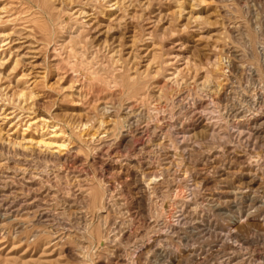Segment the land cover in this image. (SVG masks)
Returning <instances> with one entry per match:
<instances>
[{
    "label": "rangeland",
    "instance_id": "1",
    "mask_svg": "<svg viewBox=\"0 0 264 264\" xmlns=\"http://www.w3.org/2000/svg\"><path fill=\"white\" fill-rule=\"evenodd\" d=\"M49 138L60 158L36 147ZM227 161V178L193 187ZM248 163L264 179V0H0V205L38 198L0 215V264H264V224L227 248L230 219L207 197Z\"/></svg>",
    "mask_w": 264,
    "mask_h": 264
},
{
    "label": "bare ground",
    "instance_id": "2",
    "mask_svg": "<svg viewBox=\"0 0 264 264\" xmlns=\"http://www.w3.org/2000/svg\"><path fill=\"white\" fill-rule=\"evenodd\" d=\"M115 7V6H114ZM115 8H117V6L115 7ZM112 9V8H111ZM119 9V8H118ZM82 13V12H81ZM115 15H117V14H115ZM223 72V71H222ZM175 100V99H174ZM130 120V119H129ZM134 124V123H133ZM52 127H54V126H52ZM133 127V126H132ZM127 128V127H126ZM87 129V128H86ZM125 130V129H124ZM120 131V130H119ZM121 131H122V129H121ZM128 131V130H127ZM171 131V130H170ZM174 131V130H173ZM186 131V130H185ZM126 132V131H125ZM133 132H134V134L135 133H141V131H139L138 130V128L137 127H133ZM179 132V131H178ZM176 133V131H174V134ZM50 138L55 134V130H51L50 131ZM120 134V133H119ZM160 134V133H159ZM169 134H171V133H169ZM82 135V134H81ZM186 135V134H185ZM122 136V135H121ZM130 136V135H129ZM173 136V135H172ZM180 136V135H179ZM119 137V136H118ZM124 137V136H123ZM227 137V136H226ZM49 138V140H45V139H40V140H38L37 142H36V147H44V149L45 150H48V149H55L54 151H56V152H58V153H60V154H58V155H55V157H57V158H60V156L62 155V154H64L65 153V151L64 152H61L64 148H65V143H63V142H58V141H55V140H51ZM182 138V137H181ZM233 138H234V136H233ZM232 137H231V139H233ZM118 139V138H117ZM175 139V138H174ZM230 139V138H229ZM183 140V139H182ZM235 141H236V137H235ZM239 141V140H238ZM125 142H126V140H125ZM180 143V142H179ZM181 143H182V141H181ZM195 143V142H194ZM231 143V142H230ZM240 143V142H239ZM109 144V143H108ZM123 144H124V142H123ZM157 144V143H156ZM159 144V143H158ZM178 144V143H177ZM237 144V143H236ZM153 145V144H152ZM160 145V144H159ZM186 145V144H185ZM122 146V145H121ZM158 146V145H157ZM168 146V145H167ZM169 146H170V144H169ZM181 146V145H180ZM187 146V145H186ZM194 146V145H193ZM232 146V145H231ZM238 146V145H237ZM191 147V146H190ZM241 148V147H240ZM36 149V148H35ZM188 149H190V148H188ZM192 149V148H191ZM238 149V148H237ZM97 150V149H96ZM168 150H170V149H168ZM187 150V149H186ZM193 150V149H192ZM94 151V150H93ZM178 151V150H177ZM190 151V150H189ZM215 151V150H214ZM53 152V151H52ZM182 152H184V154H185V151H183L182 150ZM188 152V151H187ZM191 152H193V151H191ZM206 152H208V151H206ZM47 153V152H46ZM67 153H68V151H67ZM177 153V152H176ZM205 153V152H204ZM212 153H213V151H212ZM229 153V152H228ZM170 154V153H169ZM183 154V155H184ZM187 154V153H186ZM190 154V153H189ZM192 154V153H191ZM201 154V153H200ZM207 154H209V153H207ZM231 154V153H230ZM241 154V156L240 157H242V154L243 153H240ZM38 155V154H37ZM51 155H53V153L51 154ZM167 155V154H166ZM171 156H172V154H170ZM170 155H169V157H170ZM182 155V156H183ZM201 155H203V154H201ZM218 155V154H217ZM238 155V154H237ZM49 156V155H48ZM175 156V155H174ZM186 156V155H185ZM184 156V157H185ZM188 156V155H187ZM211 156V155H210ZM215 156V155H214ZM233 156V155H232ZM248 156V155H247ZM189 157H190V155H189ZM213 157V156H212ZM229 157H230V155H229ZM237 157V156H236ZM245 157V156H244ZM64 158V157H63ZM62 158V159H63ZM131 158H132V156H131ZM130 158V159H131ZM173 158H175V157H173ZM178 158V157H177ZM182 158V157H181ZM203 158V157H202ZM215 158V157H214ZM231 158H233V157H231ZM43 159V158H42ZM45 159V158H44ZM44 159H43V161H44ZM49 159V158H48ZM47 159V160H48ZM133 159V158H132ZM135 159V158H134ZM140 159V158H139ZM172 159V158H171ZM179 159V158H178ZM183 159V158H182ZM200 159H201V157H200ZM58 160V159H57ZM177 160V159H176ZM186 160V159H185ZM191 160V159H190ZM197 160V159H196ZM203 160H205V159H203ZM207 160H209L208 158H207ZM211 160V159H210ZM250 159H248V161H249ZM137 161V160H136ZM158 161V160H157ZM236 161V160H235ZM239 161V160H238ZM247 161V160H246ZM245 161V162H246ZM25 162V161H24ZM29 162V161H28ZM195 162V161H194ZM197 162V161H196ZM207 162V161H206ZM228 162L229 161H227V163L226 162H222L221 164H220V166H215V167H213V166H211V167H213V169L211 170V169H206V170H204L203 172H202V174L200 173V175L196 178V179H194V182H193V187L197 190V189H199L202 185L205 187V186H207V185H212V183L214 182V180H215V178H216V176H218V177H225V178H227L228 176H229V174H230V171H229V164H228ZM250 162V161H249ZM26 163V162H25ZM30 163V162H29ZM139 163V162H138ZM144 163V162H143ZM189 163H190V161H189ZM188 163V164H189ZM202 163V162H201ZM224 163H226V164H228L227 166H225V164ZM233 163V162H232ZM247 163V162H246ZM177 164V163H176ZM175 164V165H176ZM183 164V163H182ZM239 164V163H238ZM167 165V164H166ZM168 165H170L169 163H168ZM174 165V164H173ZM253 165V164H252ZM257 165V164H256ZM151 166V165H150ZM179 166V165H178ZM188 166V165H187ZM191 166H193V165H191ZM231 166V165H230ZM28 167V166H27ZM30 167V166H29ZM177 167V166H176ZM210 167V168H211ZM158 169L157 170H151V171H149V177H148V185H150V184H152L151 186H152V188L153 189H157L158 188V186L159 185H161V183H168L169 182V179H170V171H171V166H162V167H157ZM178 168V167H177ZM176 168V169H177ZM251 168H252V166H251V163H248V167H247V170H246V172H240V173H238V175H237V182H238V185H233V186H231V187H229L230 189H228V188H226V189H223V190H215V191H213L214 193L213 194H211L210 192V194H209V196H207L208 197V200H212L213 198H214V196L216 197V199L214 198L213 200H215V202H216V204H215V207H214V209L216 208L217 210H223V212L225 213V215L227 216V218L228 219H230V224L228 225V229L225 231V233H224V236H223V238L224 239H222V241H221V245H226V247L227 248H230L231 247V244H233V243H236V241L235 240H233V243H232V239L230 238L231 236H233L234 238H236L237 236H238V230H241L244 226H249V225H251L252 224V220H255V219H258L259 221H260V224H264V210H263V207H264V179H263V177H262V175L259 173H257V171H255V170H253V171H251ZM151 169V168H150ZM181 168H179V170H180ZM190 169V168H189ZM254 169H255V167H254ZM257 169V168H256ZM28 170V169H27ZM24 171V170H23ZM44 171V170H43ZM174 171V170H173ZM176 171V170H175ZM195 171V170H194ZM193 171V172H194ZM240 171V170H239ZM120 172V171H119ZM187 172V171H186ZM196 172V171H195ZM176 173H178V172H176ZM25 174V173H24ZM24 174H22L21 176H19L18 178H16L17 180V183H19V184H21V180H23L24 178H25V175ZM27 174H29V173H27ZM42 174V173H41ZM145 174V173H144ZM173 174H175V173H173ZM197 174H198V172H197ZM195 175H196V173H195ZM29 176V175H28ZM186 176H187V174L185 175V170H183V174H180V178H178V179H175V180H179L180 182H182V180L184 181L185 180V178H186ZM6 177H8V176H5V178ZM14 177V176H13ZM43 177V176H42ZM132 177V176H131ZM189 177V176H188ZM187 177V178H188ZM196 177V176H195ZM29 179H27L25 182L27 183L26 184V187L28 188V187H30L31 185H32V183H33V178H40V177H34L32 174H30V176L28 177ZM224 178V179H225ZM7 179V178H6ZM41 179V178H40ZM191 179V178H190ZM9 180V179H8ZM141 180V179H140ZM187 180V179H186ZM218 180V179H217ZM220 180V179H219ZM16 181H14V182H16ZM20 181V182H19ZM43 181V180H42ZM45 181V180H44ZM173 181V180H172ZM178 181V183H180ZM189 181V180H188ZM216 181V180H215ZM6 182V181H5ZM143 182V181H142ZM174 183V182H173ZM173 183H172V185H173ZM189 183V182H188ZM14 184V183H13ZM123 184V183H122ZM3 185V184H2ZM134 185V184H133ZM145 185H146V183H145ZM167 185V184H166ZM216 185V184H215ZM6 186V185H5ZM19 186V185H18ZM168 186H169V184H168ZM25 187V186H24ZM25 187V188H26ZM48 187V186H47ZM146 187V186H145ZM160 187V186H159ZM178 187H179V185H178ZM180 187H181V184H180ZM186 187H187V183H186ZM9 188V187H8ZM26 188V189H27ZM35 188V187H34ZM108 188V187H107ZM135 188V187H134ZM168 188V187H167ZM166 188V189H167ZM192 188V187H191ZM6 189V188H5ZM30 189H32V187H30ZM162 189V188H161ZM160 189V190H161ZM181 189V188H180ZM208 189H210V187L208 188ZM22 190V189H21ZM108 190V189H107ZM172 190V189H171ZM179 190V189H178ZM183 190V189H182ZM259 191L260 192V194L259 195H254L255 194V192L256 191ZM9 191V190H8ZM115 191V190H114ZM146 191H147V189H146ZM149 191V190H148ZM166 191V190H165ZM188 191V190H187ZM198 191V190H197ZM197 191H195V193L197 192ZM209 191V190H208ZM32 192V191H31ZM174 192H176V191H174ZM183 192V191H182ZM202 192V191H201ZM35 193V192H34ZM154 193V192H153ZM168 193V192H167ZM170 193V192H169ZM8 194V193H7ZM178 194V193H177ZM183 194V193H182ZM187 194V193H186ZM192 194V192L190 191V195ZM197 194V193H196ZM195 194V195H196ZM1 195V194H0ZM46 195V194H45ZM54 195V194H53ZM111 195H113V194H111ZM147 195H148V193H147ZM151 195V194H150ZM198 195H200V194H198ZM102 196H104V195H101V197ZM152 196V195H151ZM154 196V195H153ZM152 196V197H153ZM174 196V195H173ZM183 196H184V194H183ZM197 196V195H196ZM156 197V196H155ZM180 197V196H179ZM187 197H188V195H187ZM189 197H191L190 199H189V202L190 203H192V204H194V206L193 205H191V206H193L194 208L192 209L193 211V213H194V211H195V209L197 208V203L194 201L195 200V198H194V200L191 202V199H193V196L191 195V196H189ZM198 197V196H197ZM207 197H204V198H207ZM25 198V197H24ZM52 198V197H51ZM95 198H96V196H95ZM177 198V197H176ZM185 198V197H184ZM184 198H182V199H184ZM223 199L222 201L223 202H219V201H221V200H219V199ZM240 198H243V199H241V200H243L242 201V205H241V203H238V200L237 199H240ZM32 199V198H31ZM41 199V198H40ZM94 198H92V200H93ZM178 199V198H177ZM197 199V198H196ZM202 199V198H201ZM16 200V199H15ZM14 200V201H15ZM38 200V198H36V197H34L31 201H28L27 203L25 202L24 203V207L22 208V207H13V201H9L10 203L9 204H4L5 206H3V207H1V205H0V215H1V218H6V217H9L11 214L13 215V213H18V211H22V212H24L25 214L26 213H30L31 212V208L33 207V206H35V201H37ZM48 200V199H47ZM100 200V199H99ZM98 200V201H99ZM149 200H150V198H149ZM151 200H153V199H151ZM173 200V199H172ZM175 200V199H174ZM180 199H178L177 201H179ZM199 200V199H198ZM211 200H210V202H211ZM212 200V201H213ZM95 201V200H94ZM101 201V200H100ZM184 202H185V200H183ZM187 201V200H186ZM16 202V201H15ZM41 202V201H40ZM42 203V202H41ZM153 203H155V202H153ZM174 202H172V204H173ZM183 203V202H182ZM203 203V202H202ZM206 203V202H205ZM214 203V202H213ZM16 204V203H15ZM46 204V203H45ZM106 204V203H105ZM181 204V203H180ZM222 204V205H221ZM238 204H240L241 206L239 207L238 206ZM214 205V204H213ZM223 205H226V207L225 206H223ZM17 206V205H16ZM18 206H21V205H18ZM39 206V205H38ZM175 206V205H174ZM176 206H177V204H176ZM182 206V205H181ZM184 206V205H183ZM191 206H190V208H191ZM222 206H223V208H222ZM230 206H233L234 208H235V210H237L236 211V213L235 214H233V211H230ZM155 207V206H154ZM172 208V207H171ZM175 208V207H174ZM173 208V209H174ZM177 208V207H176ZM170 209V208H169ZM180 209V208H179ZM213 209V210H214ZM33 210V209H32ZM154 210V209H153ZM190 210V209H189ZM188 210V211H189ZM103 211V210H102ZM172 211V210H171ZM173 211H176V210H173ZM180 211V213L178 214V215H175L176 216V218H177V224H178V222H179V219H178V217H180V219L182 220V219H184V217H185V215L183 214L184 212H183V207H182V210L180 209L179 210ZM187 211V210H186ZM64 212V211H63ZM23 213V214H24ZM33 213V212H32ZM31 213V214H32ZM220 213V212H219ZM223 213V214H224ZM38 214V213H37ZM170 215H171V213H169ZM30 215V214H29ZM36 215V214H35ZM161 215V214H160ZM169 215V216H170ZM222 215V214H221ZM178 216V217H177ZM37 217V221L38 222H40V223H44V222H47L48 220H49V218H48V215H47V213L46 212H41V213H39L38 214V216H36ZM65 218V217H64ZM149 218V217H148ZM173 218V217H172ZM175 218V217H174ZM226 218V217H225ZM62 219V218H61ZM84 219V218H83ZM186 219V218H185ZM1 220V219H0ZM3 220V219H2ZM168 220V219H167ZM32 221H33V219H32ZM157 220H155V222H156ZM166 221V220H165ZM62 222V221H61ZM78 222V221H77ZM258 222V221H257ZM172 223V222H171ZM175 223V222H174ZM148 224V223H147ZM157 224H160V223H157ZM173 224V223H172ZM172 224H161V226L159 225L158 226V228H157V230H156V233L151 237V242H153V241H156L157 239H159L160 237H162V235L163 234H165L167 231H170V228H171V225ZM113 225V224H112ZM154 225V224H153ZM156 226V225H155ZM172 226H174V225H172ZM83 230V229H82ZM129 233V232H128ZM127 233V234H128ZM153 233V232H152ZM234 233V234H233ZM110 234H112V233H110ZM127 234H125V236H128ZM120 235V234H119ZM122 235V234H121ZM106 237H108V236H106ZM148 238H150V237H148ZM105 244V243H104ZM146 244V243H145ZM99 245V244H98ZM148 245V244H147ZM81 246V245H80ZM146 247V246H145ZM140 248V247H139ZM138 248V249H139ZM150 248V247H149ZM81 250V249H80ZM137 251V250H136ZM141 251H144V250H141ZM138 252V251H137ZM144 253V252H143ZM187 255H192V252L191 251H188L187 252ZM195 256V255H194ZM83 257V256H82ZM233 259H231V258H229V259H227L226 261H224L225 263L224 264H230L231 263V261H232ZM234 264H245L244 262H237V263H234Z\"/></svg>",
    "mask_w": 264,
    "mask_h": 264
}]
</instances>
